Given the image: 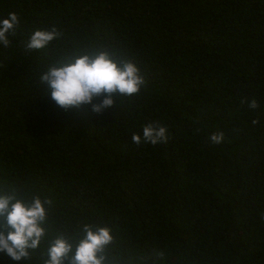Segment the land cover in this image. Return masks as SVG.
<instances>
[{
    "label": "trees",
    "instance_id": "obj_1",
    "mask_svg": "<svg viewBox=\"0 0 264 264\" xmlns=\"http://www.w3.org/2000/svg\"><path fill=\"white\" fill-rule=\"evenodd\" d=\"M11 12L20 26L0 46V193L53 201L22 264H43L58 235L74 251L83 223L112 229L108 264H264V0H0V20ZM52 27L61 39L25 52ZM97 51L138 64L139 96L102 114L45 96L49 64ZM253 98L255 110L242 103ZM148 123L170 140L133 143ZM217 132L221 144L209 140ZM0 264L19 262L0 252Z\"/></svg>",
    "mask_w": 264,
    "mask_h": 264
},
{
    "label": "clouds",
    "instance_id": "obj_2",
    "mask_svg": "<svg viewBox=\"0 0 264 264\" xmlns=\"http://www.w3.org/2000/svg\"><path fill=\"white\" fill-rule=\"evenodd\" d=\"M20 26V18L15 12L0 20V46L12 45L10 36H15ZM63 32L56 27L35 30L24 44L26 53L48 48L54 41L61 39ZM38 83L45 96L51 95L57 105L64 108H80L92 105V111L102 114L105 109L116 106L121 97L139 96L146 85L145 78L137 63L129 60H117L107 51H97L76 57L60 59L39 73ZM102 102L93 104V101ZM248 103L252 110L259 108L253 98ZM253 120V124H259ZM199 132V129H196ZM169 129L160 123L144 125L142 136L132 134L136 145L156 146L170 140ZM224 132L210 135L209 140L221 144ZM51 198L42 199L33 194L30 203H26L15 190L11 194L0 193V252L6 253L12 260L22 264L31 258V253L40 248L47 235L45 225L49 223ZM83 223V222H82ZM84 236L75 245L63 235H58L47 248V259L43 264H108L105 250L113 242L112 229L93 227L83 223Z\"/></svg>",
    "mask_w": 264,
    "mask_h": 264
}]
</instances>
